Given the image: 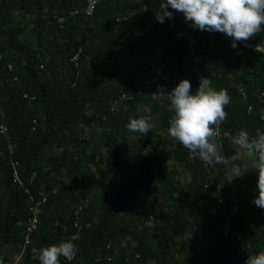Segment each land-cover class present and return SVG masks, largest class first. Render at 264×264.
<instances>
[{"label": "trees", "instance_id": "trees-1", "mask_svg": "<svg viewBox=\"0 0 264 264\" xmlns=\"http://www.w3.org/2000/svg\"><path fill=\"white\" fill-rule=\"evenodd\" d=\"M92 1L0 0L3 264H39L33 247L74 234L77 256L60 264H245L264 251L256 172L244 183L190 160L153 93L187 79L194 94L201 77L226 89V157L230 136L264 130V31L233 48L178 12L160 23L161 0ZM140 116L146 136L125 127Z\"/></svg>", "mask_w": 264, "mask_h": 264}, {"label": "clouds", "instance_id": "clouds-1", "mask_svg": "<svg viewBox=\"0 0 264 264\" xmlns=\"http://www.w3.org/2000/svg\"><path fill=\"white\" fill-rule=\"evenodd\" d=\"M174 12L182 14L184 21L194 29L220 32L230 37L233 48L237 47V42L248 45V40L264 31V0H161L155 18L163 23L165 18H173ZM211 85L209 78L201 77L194 94L187 79L181 80L171 91L163 86L158 89L156 94L169 102L168 110L173 113L168 135L188 150L190 160L199 158L213 166H229L226 172L231 179L248 171L242 161L250 160L251 169L257 174L258 192L252 203L264 210V130L257 128L250 134L247 129H241L230 136L228 140L235 154L226 158L222 154V142L216 140V129L227 119L225 107L231 98L226 89L217 91ZM125 127L132 133L146 136L153 124L149 117L140 116L130 118ZM79 239V234H74L70 240L58 244L33 247L32 258L39 264H60L61 257L71 262L79 251L73 241ZM0 264H3L2 257ZM245 264H264V251L248 256Z\"/></svg>", "mask_w": 264, "mask_h": 264}, {"label": "rangeland", "instance_id": "rangeland-1", "mask_svg": "<svg viewBox=\"0 0 264 264\" xmlns=\"http://www.w3.org/2000/svg\"><path fill=\"white\" fill-rule=\"evenodd\" d=\"M156 93H157V91H155L153 93V96H156L157 95ZM144 110L147 111L148 107L146 106L144 108ZM224 149H225V152H226V158H230L231 156H233L235 154V151H234V149L232 148V146L230 144H227L226 146H224ZM238 163H241V162H238ZM251 164H252V162L250 160L244 159L242 161V166H247L248 171L244 172L241 176L236 177L239 181L243 180V182L245 183L249 179V177L254 173L255 170L251 169ZM151 222H153L152 219L150 220V223ZM5 251L8 252L7 249ZM20 257L21 256L17 255V254L16 255H12L11 258L13 260V263L14 264H18V262L20 260Z\"/></svg>", "mask_w": 264, "mask_h": 264}, {"label": "built area", "instance_id": "built-area-1", "mask_svg": "<svg viewBox=\"0 0 264 264\" xmlns=\"http://www.w3.org/2000/svg\"><path fill=\"white\" fill-rule=\"evenodd\" d=\"M97 3V1L96 0H93L92 1V3H91V7H90V10H92L93 8H94V6H95V4ZM201 61V56H196V58H195V63H199ZM7 129H6V126L3 124V125H1V132H4V131H6ZM37 219H35L34 221H32V222H29L28 223V226H27V233L29 234V232H31V231H33V229L34 228H36L37 227ZM226 233H227V231H226ZM29 237L27 236V238L26 239H28ZM238 239L239 240H241V242H242V244H243V246H247L248 244H249V242H250V239L249 238H247V239H244L242 236H238ZM27 242H28V240H26ZM112 258L110 257L109 258V260H111Z\"/></svg>", "mask_w": 264, "mask_h": 264}, {"label": "water", "instance_id": "water-1", "mask_svg": "<svg viewBox=\"0 0 264 264\" xmlns=\"http://www.w3.org/2000/svg\"><path fill=\"white\" fill-rule=\"evenodd\" d=\"M260 48L264 51V47L260 46Z\"/></svg>", "mask_w": 264, "mask_h": 264}]
</instances>
